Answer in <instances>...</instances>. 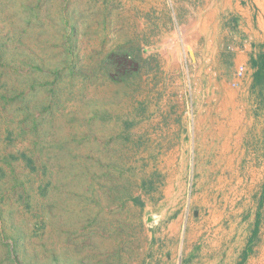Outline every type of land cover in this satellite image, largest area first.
Returning a JSON list of instances; mask_svg holds the SVG:
<instances>
[{"label": "rangeland", "instance_id": "374dc122", "mask_svg": "<svg viewBox=\"0 0 264 264\" xmlns=\"http://www.w3.org/2000/svg\"><path fill=\"white\" fill-rule=\"evenodd\" d=\"M256 10L253 0H0V264H143L153 222L141 187L168 163L160 151L217 116L242 138L236 166L188 172L184 229L253 228L261 264L264 87L247 95L238 58Z\"/></svg>", "mask_w": 264, "mask_h": 264}, {"label": "crops", "instance_id": "0c3cea01", "mask_svg": "<svg viewBox=\"0 0 264 264\" xmlns=\"http://www.w3.org/2000/svg\"><path fill=\"white\" fill-rule=\"evenodd\" d=\"M253 2L257 6V15L254 21L253 16H246L245 45L237 50L238 58L247 66V95L250 92L258 94V87H264V0ZM161 7L158 2V8ZM235 8L240 11L238 4ZM237 14L241 22L243 15ZM173 19L170 18V26ZM165 26L168 27L167 22ZM220 105L221 102H215L214 110L220 109ZM254 107L258 104L255 103ZM217 117H208L207 122L199 118L192 134L182 133L180 143L173 144L168 151H160L159 155L169 157L168 163L157 170L160 176L157 181L150 179L142 185L143 194H139L137 202L147 212L146 221L153 222L146 225L149 247H146L143 264H254L253 228L248 232L244 228L225 230L220 226L211 229L207 223L204 228L188 234L184 229L192 207L189 196L193 182L188 172L193 175L204 171H234L236 166L233 163L242 138L232 128L223 132L222 121ZM224 123L232 125L231 121ZM244 154L245 149H242L241 155ZM221 158L225 168H221Z\"/></svg>", "mask_w": 264, "mask_h": 264}, {"label": "trees", "instance_id": "16d2710c", "mask_svg": "<svg viewBox=\"0 0 264 264\" xmlns=\"http://www.w3.org/2000/svg\"><path fill=\"white\" fill-rule=\"evenodd\" d=\"M263 70H264V68H263ZM21 158H23L25 160V163L27 164L29 169L34 170V168L32 167V162L30 159L26 158L24 155H21ZM13 159H15V158H13ZM261 198L262 199L264 198V187H263V194H262ZM256 225H257V223H256Z\"/></svg>", "mask_w": 264, "mask_h": 264}, {"label": "built area", "instance_id": "2783aa9c", "mask_svg": "<svg viewBox=\"0 0 264 264\" xmlns=\"http://www.w3.org/2000/svg\"><path fill=\"white\" fill-rule=\"evenodd\" d=\"M243 74H244V68L242 66H240L236 70V78L241 79L243 77Z\"/></svg>", "mask_w": 264, "mask_h": 264}, {"label": "bare ground", "instance_id": "6f19581e", "mask_svg": "<svg viewBox=\"0 0 264 264\" xmlns=\"http://www.w3.org/2000/svg\"><path fill=\"white\" fill-rule=\"evenodd\" d=\"M246 123V122H245ZM239 128V127H238ZM206 195V194H205ZM263 264V263H262Z\"/></svg>", "mask_w": 264, "mask_h": 264}]
</instances>
